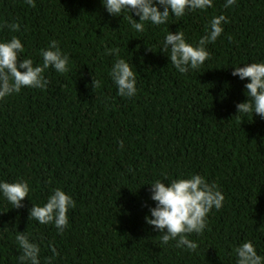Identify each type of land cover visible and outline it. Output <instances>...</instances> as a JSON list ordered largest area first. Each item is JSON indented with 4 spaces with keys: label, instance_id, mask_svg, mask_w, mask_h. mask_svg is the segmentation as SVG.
Returning <instances> with one entry per match:
<instances>
[{
    "label": "trees",
    "instance_id": "16d2710c",
    "mask_svg": "<svg viewBox=\"0 0 264 264\" xmlns=\"http://www.w3.org/2000/svg\"><path fill=\"white\" fill-rule=\"evenodd\" d=\"M223 5L213 0L137 33L100 0H35V7L0 0V39L20 38V59L41 63L51 40L69 56L68 72L45 70L46 88L0 100V180L30 185L22 208L0 198V264H17V231L40 245L41 264L52 255L49 243L59 253L53 264H234L233 247L245 240L264 255V120L237 115L247 79L231 75L233 66L264 61V0ZM220 14L228 23L206 45L209 58L178 73L160 52L165 33L182 31L195 44ZM107 47L133 65L135 96L117 95L109 76L117 57L105 55ZM92 78L100 87L92 88ZM188 174L224 195L203 233L189 235L198 245L192 252L161 244L145 222L154 206L148 183ZM56 187L75 201L62 235L29 218L32 203L42 205Z\"/></svg>",
    "mask_w": 264,
    "mask_h": 264
},
{
    "label": "clouds",
    "instance_id": "9594fccd",
    "mask_svg": "<svg viewBox=\"0 0 264 264\" xmlns=\"http://www.w3.org/2000/svg\"><path fill=\"white\" fill-rule=\"evenodd\" d=\"M103 8L110 16L127 19L130 27L137 33L145 30L146 24L163 25L170 14L176 18L189 12L204 11L213 7V0H100ZM237 0H224V8L235 5ZM29 7H35V0H24ZM138 17V21L133 18ZM228 18L224 14L213 15L205 27V34L195 44L185 39L182 31L175 33L168 30L163 38L161 51L167 55L172 66L180 74L199 69L209 58L206 45L214 43L223 33L224 24ZM12 31L19 28L18 24H10ZM149 48V47H148ZM152 50L151 48H149ZM24 52L21 39L12 36L10 39H0V100L19 93L23 88L44 89L48 80L45 70L52 68L56 73L69 71V56L62 52L58 42L51 40L39 52L42 62L34 64L32 58L20 59ZM105 55L116 56L111 64L109 76L117 89V95L131 98L136 95V74L133 65L126 59L119 58V49L107 47ZM243 66H233L231 75L238 77L244 83V95L247 99L236 104L238 114H251L264 120V61L244 63ZM92 88L100 87V81L92 78ZM236 115V116H237ZM123 147V141H119ZM167 180V183L165 182ZM155 179L150 185L149 199L154 206L148 208L145 222L159 233L160 242L168 245L175 241V247L195 251L197 243L189 239V235H200L207 226L208 214L223 206L224 195L215 183H209L200 174H188L168 180ZM30 192V185L23 179L13 182L0 180V198L6 200L11 208L24 207L23 201ZM75 207L73 198L61 188L51 190L46 201L40 204L32 203L29 218L41 225L55 227L57 234L62 235L69 223L68 211ZM15 243L19 250L17 264H41L40 245L25 232L17 231ZM52 255L46 257L44 264H53L59 255L55 246L48 245ZM234 264H264V255L258 254L251 240H245L233 247Z\"/></svg>",
    "mask_w": 264,
    "mask_h": 264
}]
</instances>
